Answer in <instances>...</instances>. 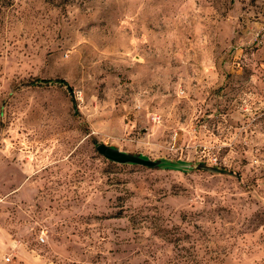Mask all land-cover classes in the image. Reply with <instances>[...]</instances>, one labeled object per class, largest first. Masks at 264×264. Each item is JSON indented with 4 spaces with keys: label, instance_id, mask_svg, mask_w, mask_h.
<instances>
[{
    "label": "rangeland",
    "instance_id": "374dc122",
    "mask_svg": "<svg viewBox=\"0 0 264 264\" xmlns=\"http://www.w3.org/2000/svg\"><path fill=\"white\" fill-rule=\"evenodd\" d=\"M241 2L0 0V264H264V80L232 49ZM53 78L70 91L28 83Z\"/></svg>",
    "mask_w": 264,
    "mask_h": 264
},
{
    "label": "crops",
    "instance_id": "0c3cea01",
    "mask_svg": "<svg viewBox=\"0 0 264 264\" xmlns=\"http://www.w3.org/2000/svg\"><path fill=\"white\" fill-rule=\"evenodd\" d=\"M240 5L241 9L237 14L239 25L236 33L239 35V42H243L249 38L250 32L259 28L264 33V0H242ZM253 50L261 58L257 61V65H259V72L262 80H264V36Z\"/></svg>",
    "mask_w": 264,
    "mask_h": 264
},
{
    "label": "water",
    "instance_id": "95a60500",
    "mask_svg": "<svg viewBox=\"0 0 264 264\" xmlns=\"http://www.w3.org/2000/svg\"><path fill=\"white\" fill-rule=\"evenodd\" d=\"M95 149L105 158L116 162L138 163L150 167L185 168L186 166V163L168 161L164 158L149 159L141 154L127 153L102 142L96 143Z\"/></svg>",
    "mask_w": 264,
    "mask_h": 264
},
{
    "label": "built area",
    "instance_id": "2783aa9c",
    "mask_svg": "<svg viewBox=\"0 0 264 264\" xmlns=\"http://www.w3.org/2000/svg\"><path fill=\"white\" fill-rule=\"evenodd\" d=\"M264 36L263 30L261 28L250 32V36L246 41L234 43L232 45L233 50H239L240 47H249V46H257L261 38ZM38 240H43V237L41 235L38 236ZM9 257L6 256L5 259L7 260Z\"/></svg>",
    "mask_w": 264,
    "mask_h": 264
},
{
    "label": "trees",
    "instance_id": "16d2710c",
    "mask_svg": "<svg viewBox=\"0 0 264 264\" xmlns=\"http://www.w3.org/2000/svg\"><path fill=\"white\" fill-rule=\"evenodd\" d=\"M257 46H249V47H240V50H251L256 48ZM30 85H49V84H57L60 86H65L68 91L70 88L68 87L67 83L61 78H53V79H34L28 82Z\"/></svg>",
    "mask_w": 264,
    "mask_h": 264
}]
</instances>
